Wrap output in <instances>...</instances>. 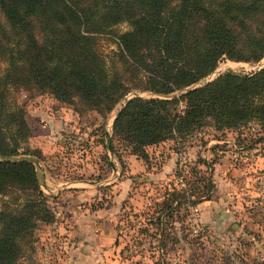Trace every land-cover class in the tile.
<instances>
[{
	"label": "trees",
	"instance_id": "16d2710c",
	"mask_svg": "<svg viewBox=\"0 0 264 264\" xmlns=\"http://www.w3.org/2000/svg\"><path fill=\"white\" fill-rule=\"evenodd\" d=\"M121 23L130 30L114 32ZM101 36L114 38L117 50L104 53ZM222 56L264 58V0H0V264L31 261L30 234L55 220L35 160L23 150L31 132L14 91L49 93L105 114L125 102L111 142L118 138L145 161L147 146L204 126H264V66L197 86ZM134 91L161 97L127 100ZM194 175L207 182L199 201L210 200L212 176ZM184 191L172 187L168 204L187 200ZM200 192L196 186L192 195Z\"/></svg>",
	"mask_w": 264,
	"mask_h": 264
},
{
	"label": "rangeland",
	"instance_id": "374dc122",
	"mask_svg": "<svg viewBox=\"0 0 264 264\" xmlns=\"http://www.w3.org/2000/svg\"><path fill=\"white\" fill-rule=\"evenodd\" d=\"M128 30V23L113 29ZM99 48L108 54L118 46L114 38L101 36ZM263 66L264 58L258 62L236 61L222 56L215 71L197 86L227 71L252 74ZM5 67L0 59V70ZM14 92L31 132L23 150L31 152L29 158L35 160L55 216L54 222H39L30 234L35 252L24 264H72L81 257V261H88L84 264H264V126L256 122L225 130L204 126L186 138L147 146L148 158L144 161L132 155L118 138L111 142L113 122L125 102L105 114L80 102L59 101L49 93ZM135 96L161 97L150 91H134L127 100ZM184 107L181 102L178 109ZM108 147L112 165L106 160L110 158ZM99 166L106 171H99ZM230 172L233 180L240 178L243 182L240 184L239 179L221 191L216 188L209 201H199L207 182L197 180L194 173L212 176L213 180L219 174L225 181ZM77 179L122 184L112 221L118 250L113 263H108L103 253L92 251L82 256L77 249L81 243L73 244L80 238L73 233L72 224L65 222L70 203L65 204L60 196L66 185ZM174 186L185 189L188 199L169 205L168 193ZM196 186L201 192L192 195ZM232 196V203H228ZM83 200V209L90 211L103 203L97 196ZM194 201L199 202L192 204ZM75 203H79L77 199Z\"/></svg>",
	"mask_w": 264,
	"mask_h": 264
},
{
	"label": "crops",
	"instance_id": "0c3cea01",
	"mask_svg": "<svg viewBox=\"0 0 264 264\" xmlns=\"http://www.w3.org/2000/svg\"><path fill=\"white\" fill-rule=\"evenodd\" d=\"M107 142H109V140H107ZM108 149V156H110V158L106 160L108 164L112 165L110 148L108 147ZM104 159L105 158H103L102 161L103 163H105ZM83 168H81L82 171ZM96 170L97 169H95L94 172ZM98 170L102 171L103 173L106 171L105 169L103 170L102 166H99ZM230 174H232V172L228 174V178L225 181H222L221 175H214L216 188L221 191L225 185H234L237 183L240 178L233 180ZM225 175H227V173ZM239 182L241 184L243 180L240 179ZM59 187H61V185ZM59 191H61V189ZM96 193H98V195H96ZM120 194H122L121 183L114 181L105 182L104 179L103 181L99 180V182L90 180L88 181L86 179H77L66 185V188L60 197L66 200L65 204L70 203L69 214H67L69 217L65 222H70V224H72L70 226L73 230V233L76 236L78 235V238H80V240H74L73 242L74 245L77 243L79 245V243H81L83 246L81 247L80 245L78 248L76 247L79 250L78 254L81 253L82 256H85L86 253L94 251V254L100 255L103 253V255H106V260L109 261L108 263L115 262L113 259H117V236L115 235V230L112 227V221H114L116 218L117 208L115 207V203L117 200H119ZM88 196H97V199L102 200L103 203L101 204V207L94 211L87 210L86 208L84 210L83 207H85V205L82 206L81 204L84 202L83 199H87ZM75 199H77L80 205H77L79 203H75ZM231 199L232 200L228 199V203H232L233 196ZM77 224H79V226H77ZM59 228L61 229L60 225ZM81 259L82 257L78 261L73 260L72 264H84L88 262L85 259L81 261Z\"/></svg>",
	"mask_w": 264,
	"mask_h": 264
},
{
	"label": "built area",
	"instance_id": "2783aa9c",
	"mask_svg": "<svg viewBox=\"0 0 264 264\" xmlns=\"http://www.w3.org/2000/svg\"><path fill=\"white\" fill-rule=\"evenodd\" d=\"M198 230H196L195 232H197Z\"/></svg>",
	"mask_w": 264,
	"mask_h": 264
}]
</instances>
